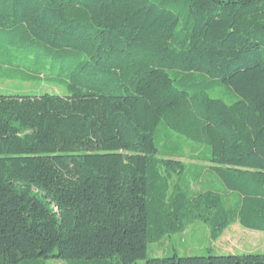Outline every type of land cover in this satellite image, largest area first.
Here are the masks:
<instances>
[{
    "label": "trees",
    "instance_id": "trees-1",
    "mask_svg": "<svg viewBox=\"0 0 264 264\" xmlns=\"http://www.w3.org/2000/svg\"><path fill=\"white\" fill-rule=\"evenodd\" d=\"M0 80V264H264L147 258L264 233V0H0Z\"/></svg>",
    "mask_w": 264,
    "mask_h": 264
},
{
    "label": "rangeland",
    "instance_id": "rangeland-1",
    "mask_svg": "<svg viewBox=\"0 0 264 264\" xmlns=\"http://www.w3.org/2000/svg\"><path fill=\"white\" fill-rule=\"evenodd\" d=\"M62 91L52 86L21 84L0 80V95H39ZM176 254L179 257L264 255V233L249 231L234 224L220 238L210 239L208 229L202 223L190 225L185 232L164 237L159 243L150 244L147 258H163ZM46 264H65L60 260H49ZM137 264H144L139 261Z\"/></svg>",
    "mask_w": 264,
    "mask_h": 264
}]
</instances>
